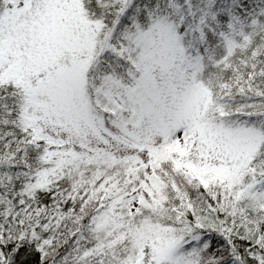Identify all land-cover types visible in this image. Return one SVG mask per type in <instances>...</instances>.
<instances>
[{"label": "snow or ice", "instance_id": "6c2138e0", "mask_svg": "<svg viewBox=\"0 0 264 264\" xmlns=\"http://www.w3.org/2000/svg\"><path fill=\"white\" fill-rule=\"evenodd\" d=\"M0 264H264V0H0Z\"/></svg>", "mask_w": 264, "mask_h": 264}]
</instances>
